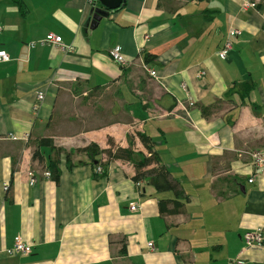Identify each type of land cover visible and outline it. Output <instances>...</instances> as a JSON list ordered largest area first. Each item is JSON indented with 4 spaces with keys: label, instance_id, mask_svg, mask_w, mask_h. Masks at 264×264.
<instances>
[{
    "label": "crops",
    "instance_id": "obj_1",
    "mask_svg": "<svg viewBox=\"0 0 264 264\" xmlns=\"http://www.w3.org/2000/svg\"><path fill=\"white\" fill-rule=\"evenodd\" d=\"M93 7L0 0V264H264V240L243 241L256 228L264 239V174L248 155L264 146V0H125L90 28ZM48 33L65 48L41 43ZM236 82L252 89L227 94ZM139 133L178 198L86 150L111 140L149 155ZM17 237L31 253L6 254Z\"/></svg>",
    "mask_w": 264,
    "mask_h": 264
},
{
    "label": "built area",
    "instance_id": "obj_2",
    "mask_svg": "<svg viewBox=\"0 0 264 264\" xmlns=\"http://www.w3.org/2000/svg\"><path fill=\"white\" fill-rule=\"evenodd\" d=\"M92 3V0H90ZM240 31L237 29H230L227 35V39L225 40L223 46L220 48V50L217 52V55L221 59H225L229 53V51L232 49L233 40L237 35H239ZM41 43H49L55 46H61L63 48L64 45L61 42V37L58 35H55L54 33H48L44 39H42ZM34 43H31V46H33ZM110 56L113 61L118 62L119 64L125 63V58L123 57L121 53V49L119 47H115L110 50ZM10 57L5 52H0V62H6L9 61ZM147 71L150 76L156 77L157 72L155 69L147 68ZM183 86V85H182ZM43 99V94L38 93L37 94V102L33 105V111H36L38 109V106L40 105V101ZM11 138H15L14 135H10ZM249 159H250V165L253 168V170L256 172L255 176L258 174H264V146L255 149L248 153ZM95 172L101 173L102 168L96 167ZM43 175L48 178L50 177L51 173L49 171H45ZM37 182V177L33 172L28 173V184L34 185ZM8 189L7 183H3L0 186V200L2 197L1 193H4ZM139 208L138 204L135 202L129 203V210L130 211H137ZM263 232L261 228H256L253 230H247L243 234V241L246 245V247H258L261 246L263 243ZM147 247L149 249L154 248V244L152 242H148ZM6 254L13 255V254H20V255H28L31 253V245L28 243H25L20 237H17L14 241V244L12 247L7 248L5 250ZM229 264H243V261L240 259H234Z\"/></svg>",
    "mask_w": 264,
    "mask_h": 264
},
{
    "label": "trees",
    "instance_id": "obj_3",
    "mask_svg": "<svg viewBox=\"0 0 264 264\" xmlns=\"http://www.w3.org/2000/svg\"><path fill=\"white\" fill-rule=\"evenodd\" d=\"M92 4L96 5L97 0H92ZM251 89V85L246 82H236L229 88L227 94L231 92H241V95L245 96ZM139 137L145 148L148 150L149 155H144L141 152H134L130 146L127 148L114 146V143L111 140L109 141L111 148L108 150H100L95 144L89 145L86 150L91 153V155L106 152V155L109 158H122L130 160L133 163L135 169V175L133 176L135 181H139L141 178L145 177L147 178L149 184L152 185L156 190L162 192L171 191L173 192L175 198H178L182 194L179 185L171 178L167 168L160 162L159 155L154 150L153 141L148 135L144 133H139ZM50 142L51 140L49 139H43L40 141L41 144ZM34 155L36 156V152ZM151 163H154L155 166L151 169L143 170V168ZM52 173L53 177H58V170L56 167L53 168ZM172 201L176 204V207L180 205L178 200L172 199ZM176 210L177 209H173L172 212Z\"/></svg>",
    "mask_w": 264,
    "mask_h": 264
},
{
    "label": "water",
    "instance_id": "obj_4",
    "mask_svg": "<svg viewBox=\"0 0 264 264\" xmlns=\"http://www.w3.org/2000/svg\"><path fill=\"white\" fill-rule=\"evenodd\" d=\"M125 0H97L93 7V13L89 20L90 28H93L102 16H106L110 11H114L124 4Z\"/></svg>",
    "mask_w": 264,
    "mask_h": 264
},
{
    "label": "rangeland",
    "instance_id": "obj_5",
    "mask_svg": "<svg viewBox=\"0 0 264 264\" xmlns=\"http://www.w3.org/2000/svg\"><path fill=\"white\" fill-rule=\"evenodd\" d=\"M232 29H234V28H232ZM235 29H236V28H235ZM237 30H238V29H237ZM236 37H237V36H236ZM236 37H235V38H236ZM98 148H99V147H98ZM110 148H111V146H110ZM102 150L104 151V149H102ZM103 155H104V156H107V155H106V152H103Z\"/></svg>",
    "mask_w": 264,
    "mask_h": 264
}]
</instances>
